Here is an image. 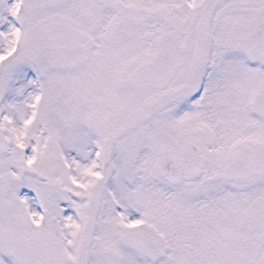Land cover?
Here are the masks:
<instances>
[{
  "label": "snow or ice",
  "instance_id": "obj_1",
  "mask_svg": "<svg viewBox=\"0 0 264 264\" xmlns=\"http://www.w3.org/2000/svg\"><path fill=\"white\" fill-rule=\"evenodd\" d=\"M0 264H264V0H0Z\"/></svg>",
  "mask_w": 264,
  "mask_h": 264
}]
</instances>
